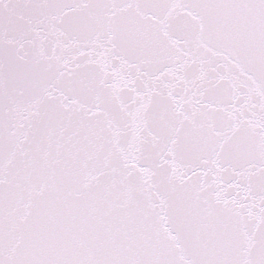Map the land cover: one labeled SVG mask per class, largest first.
Returning a JSON list of instances; mask_svg holds the SVG:
<instances>
[{
	"label": "snow or ice",
	"instance_id": "1",
	"mask_svg": "<svg viewBox=\"0 0 264 264\" xmlns=\"http://www.w3.org/2000/svg\"><path fill=\"white\" fill-rule=\"evenodd\" d=\"M0 264H264V0H0Z\"/></svg>",
	"mask_w": 264,
	"mask_h": 264
}]
</instances>
